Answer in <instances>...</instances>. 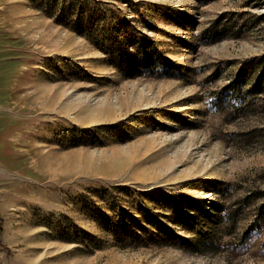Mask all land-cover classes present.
I'll return each mask as SVG.
<instances>
[{
  "label": "rangeland",
  "instance_id": "rangeland-1",
  "mask_svg": "<svg viewBox=\"0 0 264 264\" xmlns=\"http://www.w3.org/2000/svg\"><path fill=\"white\" fill-rule=\"evenodd\" d=\"M261 192L264 0H0V264H264Z\"/></svg>",
  "mask_w": 264,
  "mask_h": 264
},
{
  "label": "trees",
  "instance_id": "trees-1",
  "mask_svg": "<svg viewBox=\"0 0 264 264\" xmlns=\"http://www.w3.org/2000/svg\"><path fill=\"white\" fill-rule=\"evenodd\" d=\"M256 196L257 197L253 200L264 197V192L256 193ZM250 202L251 200H249V197L243 200V203H245L244 205H247ZM257 210L262 216L264 213V204L258 207ZM181 216L184 219V223L187 225V232L194 236L197 246L207 245V247H212L216 246L215 237L220 230L219 226L223 225L221 227L223 228L226 223L229 224L235 222L237 219V211H230L219 205L218 202H212L203 207H195L192 211H185L184 214H177V217ZM108 225H112L111 229L113 230L118 227L121 231H129L127 230L129 225L119 217L116 220L109 219ZM129 232L133 233L137 239L142 234H148L147 229L144 227H140V230L137 232L139 235L131 230ZM222 233L223 232H221V234Z\"/></svg>",
  "mask_w": 264,
  "mask_h": 264
}]
</instances>
